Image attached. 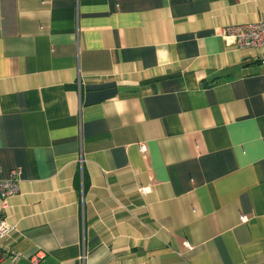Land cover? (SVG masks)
<instances>
[{
	"label": "crops",
	"instance_id": "1",
	"mask_svg": "<svg viewBox=\"0 0 264 264\" xmlns=\"http://www.w3.org/2000/svg\"><path fill=\"white\" fill-rule=\"evenodd\" d=\"M260 20L264 0H0V264H264V46L219 35Z\"/></svg>",
	"mask_w": 264,
	"mask_h": 264
},
{
	"label": "built area",
	"instance_id": "2",
	"mask_svg": "<svg viewBox=\"0 0 264 264\" xmlns=\"http://www.w3.org/2000/svg\"><path fill=\"white\" fill-rule=\"evenodd\" d=\"M219 35L238 48L261 47L264 46V20L225 25L221 27ZM261 62L264 63V57ZM139 149L143 151V145H140ZM19 174L20 170L16 167L8 169L5 176H1L0 172V241L11 230V226L4 219L3 210L7 207V198L18 192ZM240 218L243 219L242 216ZM41 256L38 251L30 257V260L36 263Z\"/></svg>",
	"mask_w": 264,
	"mask_h": 264
},
{
	"label": "trees",
	"instance_id": "3",
	"mask_svg": "<svg viewBox=\"0 0 264 264\" xmlns=\"http://www.w3.org/2000/svg\"><path fill=\"white\" fill-rule=\"evenodd\" d=\"M74 183H75V181H74Z\"/></svg>",
	"mask_w": 264,
	"mask_h": 264
}]
</instances>
